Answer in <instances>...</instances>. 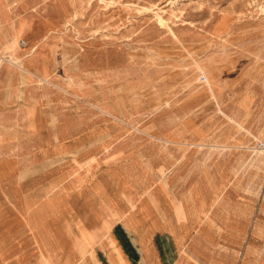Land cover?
<instances>
[{
	"label": "rangeland",
	"instance_id": "374dc122",
	"mask_svg": "<svg viewBox=\"0 0 264 264\" xmlns=\"http://www.w3.org/2000/svg\"><path fill=\"white\" fill-rule=\"evenodd\" d=\"M263 129L264 0H0V264H264Z\"/></svg>",
	"mask_w": 264,
	"mask_h": 264
},
{
	"label": "crops",
	"instance_id": "0c3cea01",
	"mask_svg": "<svg viewBox=\"0 0 264 264\" xmlns=\"http://www.w3.org/2000/svg\"><path fill=\"white\" fill-rule=\"evenodd\" d=\"M122 254H123V252H122ZM71 255V254H70ZM127 255L125 254H123V258H124V261H122V260H120L119 258H112L113 259V262H112V260L111 259H109L110 260V262H109V264H130L129 262H130V260L126 257ZM129 260V261H128ZM118 261V262H117ZM119 261H121V262H119ZM117 262V263H116Z\"/></svg>",
	"mask_w": 264,
	"mask_h": 264
},
{
	"label": "bare ground",
	"instance_id": "6f19581e",
	"mask_svg": "<svg viewBox=\"0 0 264 264\" xmlns=\"http://www.w3.org/2000/svg\"><path fill=\"white\" fill-rule=\"evenodd\" d=\"M263 133H264V129L260 132V135H263ZM255 137H256V139H258L257 136H255ZM257 151H258V150H257ZM263 153H264V148L259 149L258 155L261 156V155H263Z\"/></svg>",
	"mask_w": 264,
	"mask_h": 264
}]
</instances>
